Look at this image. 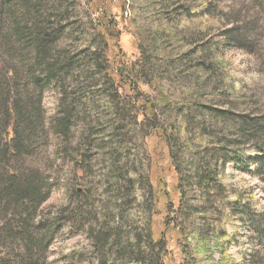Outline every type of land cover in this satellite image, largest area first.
Wrapping results in <instances>:
<instances>
[{"label":"rangeland","instance_id":"374dc122","mask_svg":"<svg viewBox=\"0 0 264 264\" xmlns=\"http://www.w3.org/2000/svg\"><path fill=\"white\" fill-rule=\"evenodd\" d=\"M5 1L13 5V10L4 3ZM89 1L91 0H0V11L3 12L0 16L2 47L1 35L13 34L15 22L17 20L20 22V16L25 10L32 13L28 15L30 17L34 15L33 13L39 12L44 17L50 14L54 19L55 14L58 13L55 7L61 5L67 9L66 23L75 21L76 26H71L74 29L78 28L73 33L65 30L55 43L56 46L51 45L53 57L59 61L55 60L59 68L56 64L54 68L60 73V79L57 80L56 86L52 82L41 95L36 91L35 84L30 82L32 70L35 69L30 65L36 59L35 53L25 46L30 58L25 57L21 54L23 51L21 43L18 42L19 54L13 49L14 43L8 40L6 41L8 48L13 52L8 53L6 49L0 48L10 66H14L17 70L21 99L24 102H40L43 111L44 131L39 133L41 136L29 140L33 144L25 142L26 152L23 151L24 155L17 164L37 170V175L43 178L42 182H45L49 189L47 199L38 208L37 219H61L62 228L47 249V264H127L129 260L127 253L117 256L115 246L110 245L111 238L116 236L114 235L116 230L112 222L104 225L103 222L107 218L102 217L109 210H114L115 213L122 210L119 215L120 222L117 219L114 224L116 226L118 222L120 226L118 230L120 234L117 238V243H121L120 247H126L128 241L132 244L137 242L140 245L139 249L144 251V256L148 255V235L158 242L162 232L166 231L164 219L171 216L169 210L166 212L169 209L166 206L169 202H174L176 205L178 200L175 190L176 172L174 173L170 168L168 156L159 159L151 151L152 142L148 138L151 130L154 129L165 135L167 143L165 149L168 148L174 163H180L179 159L183 151L180 143L176 142L175 135H172V127L177 124L176 120L182 121L186 125L188 134L194 133V125L186 117L188 112H193L204 104L210 108L227 110L229 114L250 117L264 114L263 4L259 7L254 0H209V11L205 15H189L185 12L178 15L180 5H194L201 0H146L144 4L146 3L147 6L142 4L141 0H106L104 1L106 17L112 14L117 21L118 49L131 60H137L138 51L132 37L126 32L125 20L138 22L137 16H139L144 17L145 22L154 24L156 21L162 27L157 38L144 32L141 36L136 34L141 42V51L146 56L145 68L142 70L144 78L141 81L144 82L142 88L147 89L145 83L150 78L152 81L156 80L155 87L150 88L149 95V100L154 106L153 117L143 124L138 121L133 122L129 128L130 133L119 141V145L115 146L114 143L105 141L102 139L101 123L105 114L106 120H112L113 117L110 113L107 114L102 105L104 102H94V106L98 107L97 113L89 110L86 103L87 95L79 90L83 77L78 78L73 69L67 68L64 60L66 57H73L74 62L80 63L81 58L84 57L81 49L90 46L88 51L91 52L104 48V42L100 39L90 44V36L92 35L94 39L100 14L89 10L92 3H88ZM23 2H26L25 7L22 5ZM140 5L138 14L131 13L132 8L135 9ZM160 6L162 9L159 11ZM9 9L12 10L10 14ZM161 10L164 12L161 13ZM122 11L125 18L123 21L120 18ZM13 12H16L15 18L11 15ZM23 17L22 24H27L29 27L31 20ZM101 19V22L105 23V18ZM237 23L243 25L239 33L248 32L246 47L240 48L235 42V37H232L237 31L232 27ZM22 24L20 28H23ZM229 28L232 29L231 33L225 34L224 30ZM193 44L201 46L205 56L207 55L206 59L210 62V72L206 75L202 73L198 76L193 66L195 61L193 62L192 54H189V49L196 47ZM14 46L16 48L17 44ZM183 53L186 54L188 76L185 81L176 82L175 79H180L182 68L177 57ZM91 88L95 92L93 85ZM116 94L119 105L124 111L118 121L115 119V123L124 127L128 121H132V113L135 112L136 105L141 99L139 95H127L121 87ZM162 96L168 97L179 109H172V105L165 103ZM61 110L69 111L66 118L69 127L64 135L60 131L57 133L55 128L56 120L61 118L59 115ZM222 121L224 124L221 127L224 132L225 129L234 127L230 119L224 118ZM104 124L106 127L107 123ZM234 138L235 136L231 135L226 140L233 150L240 152L241 156L238 165L230 171V174L228 168L226 169L228 176L225 182L232 184L235 180L239 181L242 196L252 199L249 201L251 208L257 212H264V167H258L260 164L255 160L256 155L251 152V143L255 144V139L244 144V138L238 140ZM262 140L264 136L259 138V145L263 144ZM102 144L112 146L117 154L108 158L98 154V146ZM83 145H88V151L85 158L80 160L82 166L79 169L74 165L73 158L76 151L82 150ZM165 149H162L164 153H166ZM78 159L76 157V160ZM120 166L121 173L128 174L126 177L130 179L128 184L134 191L135 199L126 200L127 204L124 208L116 209L114 202L119 200L116 199L119 182L115 181L116 178L113 179L114 174L111 172L112 169L114 172L116 167ZM77 189H79L78 193ZM155 194L159 196L156 207L153 204ZM185 210L190 211L188 208ZM225 210L227 209H222L223 212ZM244 210L241 208L236 211L241 214ZM205 211L207 210L201 214ZM237 217L239 218L240 215L237 214ZM105 229L111 232L112 237L97 240L98 235L103 234L100 231ZM237 232L242 242H246L250 236L249 227L241 225ZM176 236L175 233L166 232L165 243L168 254L163 259L164 264H178L181 259ZM260 244L264 247V239ZM249 248V245H246L244 252ZM159 251L161 254L162 250ZM235 251V248L232 249L233 253ZM261 252L264 250L261 249ZM263 256L261 254L257 257L260 262H264ZM130 261L128 264H143L132 258Z\"/></svg>","mask_w":264,"mask_h":264},{"label":"trees","instance_id":"16d2710c","mask_svg":"<svg viewBox=\"0 0 264 264\" xmlns=\"http://www.w3.org/2000/svg\"><path fill=\"white\" fill-rule=\"evenodd\" d=\"M104 1L106 0H91L88 2H92L91 6L89 5L91 8L89 10L100 14L98 26L94 32L96 38L93 39L91 35L90 44L92 45L97 42L96 39H100L104 42V48L91 52L88 51L90 46L81 49L84 57L81 58L80 63L74 62L73 57L68 58L65 56L64 60L67 68L73 69L78 78L83 77L79 90L86 93V103L89 110L97 113L98 107L94 106V102H104L102 105L107 114L110 113L113 119L106 120L105 114V118L101 123L102 139L108 140L109 143H114L116 146L119 145V141L124 136L130 133L129 128L133 125V122L137 123L138 121L143 124L153 117L154 106L149 100V95L150 88L155 87L156 80L152 81L150 78L145 83L147 89L142 88V83H144H141L144 79L142 70L145 68L146 56L141 51V42L136 34L141 36V33L144 32L153 38H157L162 26L156 21L154 24L145 22L144 17L140 18L139 16H137L138 22L134 20L127 21L123 18L122 11L120 18L122 21L125 20L126 32L132 37L136 51H138L137 60H131L118 49L116 43L119 36L117 21L112 14L106 17ZM141 1L142 4L146 2V0ZM254 1L259 7L262 4L264 5V0ZM4 3L8 7L11 6L13 10V5H10L7 1ZM25 4L26 2H23L22 5L25 7ZM144 5L147 6L146 3ZM186 5L179 6L178 15L184 12L189 15H205L209 11L210 1L201 0L194 5ZM139 8H141V5L135 9L132 8L131 13L138 14ZM55 9L58 13L55 14L54 19L50 17V14L44 17L39 12L33 13L34 15L30 17L28 15L32 13L25 10L21 16L31 20V25L29 27L27 24L23 25L20 16V22L17 20L13 27V34L11 36L1 35L3 47L0 45V48L6 49L8 53L13 52V50L10 51L8 48L7 40L17 44L16 48L13 44L15 52L19 50L18 42L21 43L23 49L21 54L25 57L30 58L25 46L32 53H35L36 59L30 65L35 68L34 71L32 70L33 74L30 82H33V85L35 84L39 95L52 82L56 86L57 80L60 79V73H57L54 68L57 59L53 57L51 45H55L65 30H70L73 33L78 29L73 28L76 26L75 21L66 23V19H68L66 8L57 5ZM160 9H162L161 6L159 11ZM12 10H8L9 14ZM163 12L164 10H161V13ZM2 13L1 10L0 16ZM15 14L16 12H13L12 17ZM102 17L105 18V23L101 22ZM21 24L23 28H20ZM242 26V23H237L232 27L237 30L232 37H235V42L240 48L247 45L248 32H238ZM224 31L225 34H230L232 29L229 28ZM193 45L196 47L189 49V54H192L193 62L195 61L193 66L198 76L202 73L206 75L207 72H210V62L206 59L207 55L205 56L199 44ZM2 53L3 50L0 51V264H47V249L62 228L61 219H37L38 208L47 199L49 189L46 187L45 182H42L43 178L37 175V170L17 164L26 152L25 142L33 144L29 140L41 136L39 133L44 131L43 111L40 102H24L21 99L20 82H17L19 78L16 73L17 70L14 66H10ZM18 53L20 54V52ZM177 58L182 68L180 79H175V81H185L188 76L186 54L183 53ZM57 62L59 61L57 60ZM56 67L59 68L58 64H56ZM195 83H198V81H195ZM30 84L32 85V83ZM92 85L95 87V92L92 91ZM119 87L127 95H139L141 99L136 105L135 112L132 113V121H128L124 127L115 123V119L118 121L124 111L119 105L116 94ZM36 98L39 99L38 96ZM162 99L165 103L171 104L172 109H179L168 97L162 96ZM226 111L202 104L199 109L188 112L186 117L195 128L194 133L191 134H188L186 125L182 121L176 120L177 124L172 127V135H175L176 142L178 141L182 147L183 154L179 159L181 164L174 163L171 160L168 148L165 149L167 147L165 135L154 129L148 133V138L152 142L151 151L159 159H165L167 156L170 159L169 166L177 175L175 190L178 194L176 205H174V202H169L166 206L169 208L166 212L169 210L171 216L164 219L165 233L162 232L158 242H155L148 235V255L144 256V251L139 249L140 245L137 242L132 244L128 241L124 248L120 247V242L117 243L120 226L118 222L116 226L114 224L117 219L119 221L122 210L116 213L113 212L114 210H109L102 216L107 218L103 222L104 225H107L108 222L113 223L114 230H116L114 235L116 236L111 238V232L105 229L100 231L103 234H99L97 240L100 241L110 237V245L115 246L117 256L126 252L129 259L128 263L131 262L130 258H132L143 264H164L163 259L168 254L165 238L166 232H169L177 235L176 243L181 255L178 264H264L257 258L261 254L264 255V252H261L264 247L260 244L264 239V212H257V210L251 208V202L249 201H252V199L242 196L239 181L235 180L232 184L225 182L230 171H233L238 165V159L241 156L240 152L233 150L226 140L231 135L235 136L237 140L238 138H244V144L255 139V144L251 143V152L256 155L255 160L260 164L258 167H264V140H262L263 144L259 145V138L264 136V114L250 117L242 114H229ZM59 115H61V118L56 120L55 128L57 133L60 131L64 135L69 127L66 119L69 111L61 110ZM224 118L230 119V123L234 125L233 128L225 129V132L221 127L224 124L222 121ZM104 123H107L106 127ZM81 149L80 152L76 151L73 158L74 165H77L79 169L82 166L80 160L83 157L85 158L88 145H83ZM98 149V154L107 158L117 154L112 146L107 144L98 146ZM162 149H165L167 154ZM76 157L77 159L80 158L76 160ZM227 168L228 174L225 172ZM120 169H122L121 166L116 167L114 172L112 169L111 172L118 177L113 175V179L116 178L115 181L118 180L119 182L116 188L118 192L116 199L119 200L114 202L116 209L124 208L127 204L126 200L135 199L134 191L128 184L130 179L126 177L128 174H122ZM76 192L78 193L79 189ZM157 202H159V196L155 194L153 201L155 207ZM122 203H124L123 206ZM187 208L190 211L186 212L185 209ZM223 208L227 210L223 212ZM241 208L245 210L240 214L236 210ZM204 210L207 211L201 214ZM237 214L240 215L239 218ZM240 224L250 228V236L246 242L239 239L237 230L238 227H241ZM246 245H249L250 248L244 252ZM234 248L236 251L233 253L232 249ZM159 250H162L161 254ZM160 255H162L161 259Z\"/></svg>","mask_w":264,"mask_h":264}]
</instances>
